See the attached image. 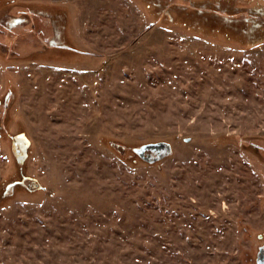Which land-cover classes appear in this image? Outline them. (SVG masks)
<instances>
[{
  "label": "rangeland",
  "instance_id": "obj_1",
  "mask_svg": "<svg viewBox=\"0 0 264 264\" xmlns=\"http://www.w3.org/2000/svg\"><path fill=\"white\" fill-rule=\"evenodd\" d=\"M260 37L264 0H0V264H255Z\"/></svg>",
  "mask_w": 264,
  "mask_h": 264
},
{
  "label": "water",
  "instance_id": "obj_2",
  "mask_svg": "<svg viewBox=\"0 0 264 264\" xmlns=\"http://www.w3.org/2000/svg\"><path fill=\"white\" fill-rule=\"evenodd\" d=\"M183 140L189 141L190 138H184ZM131 151L149 164L160 162L161 160L171 156L173 153L172 146L168 141L143 143L141 145L131 147ZM255 264H264V244L259 246L257 249Z\"/></svg>",
  "mask_w": 264,
  "mask_h": 264
},
{
  "label": "trees",
  "instance_id": "obj_3",
  "mask_svg": "<svg viewBox=\"0 0 264 264\" xmlns=\"http://www.w3.org/2000/svg\"><path fill=\"white\" fill-rule=\"evenodd\" d=\"M232 26V25H231ZM220 27L222 28V27H224V24H223V26L222 25H220ZM219 27V28H220ZM233 27V28H232ZM231 28H230V30H232V31H234V30H236L237 28H235L234 26H232ZM227 32V31H226ZM229 32V31H228ZM233 34V33H232ZM264 43V37L263 38H259V39H257V40H253V41H247L246 43H245V45H244V47L245 48H247V49H251V48H255V47H257V46H260V45H262ZM7 94V92L5 93V95ZM8 94H9V92H8ZM4 95V96H5ZM15 185V183L14 182H11V183H9V187L12 189L13 188V186ZM8 187V188H9Z\"/></svg>",
  "mask_w": 264,
  "mask_h": 264
},
{
  "label": "flooded vegetation",
  "instance_id": "obj_4",
  "mask_svg": "<svg viewBox=\"0 0 264 264\" xmlns=\"http://www.w3.org/2000/svg\"><path fill=\"white\" fill-rule=\"evenodd\" d=\"M146 154H147V152H146ZM263 244H264V243H263ZM263 244H262V245H263ZM260 246H261V245H260ZM258 247H259V246H258Z\"/></svg>",
  "mask_w": 264,
  "mask_h": 264
}]
</instances>
